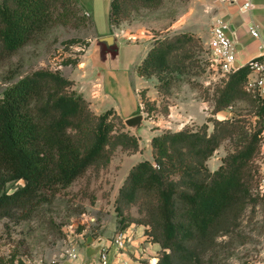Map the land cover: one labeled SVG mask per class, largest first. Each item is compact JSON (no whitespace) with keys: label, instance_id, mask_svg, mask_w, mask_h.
<instances>
[{"label":"trees","instance_id":"1","mask_svg":"<svg viewBox=\"0 0 264 264\" xmlns=\"http://www.w3.org/2000/svg\"><path fill=\"white\" fill-rule=\"evenodd\" d=\"M161 1L111 0L109 24L113 28L118 23L127 5L148 7ZM71 17L85 20L78 0H0V60L14 55L36 33L55 23L65 24ZM193 40L186 33L157 39L136 67L137 74H155L162 82L158 92L166 93L169 89L163 88L171 85L174 74L184 73L190 64H185L191 57L186 46ZM79 41L71 38L65 43ZM78 59L68 57L61 64L75 66ZM247 71L243 65L224 81L218 107H227L245 95L251 97L244 90ZM73 84L59 71L42 68L1 93L0 217L13 209H22L27 216L91 166L108 164L116 146L138 150L134 136L114 133L109 119L113 110L94 113ZM251 98L258 118L252 130L225 122L217 123L222 124L221 132L209 135L205 130L183 128L164 131L151 138L154 163L142 160L129 170L117 199L125 205L142 199L145 220L134 222L118 216L117 229L130 223L144 225L147 237L160 246L156 264H225L199 261L197 248L208 245L219 230L234 225L247 204H264L257 192L264 99ZM224 136L236 140L234 152L209 171L206 161ZM19 180L23 184L10 190L9 184Z\"/></svg>","mask_w":264,"mask_h":264},{"label":"rangeland","instance_id":"2","mask_svg":"<svg viewBox=\"0 0 264 264\" xmlns=\"http://www.w3.org/2000/svg\"><path fill=\"white\" fill-rule=\"evenodd\" d=\"M220 2L223 1L162 0L148 7L127 5L118 23H114L111 32L117 33L122 42L148 43V50L157 39L183 33L194 38L186 46L191 57L185 60V64H190L184 69V73L174 74L175 79L171 85L163 88L169 89L166 93L158 92L159 97H162L159 106H156V101L146 96L145 90L140 89L143 105L139 113L144 114L146 120L156 119V114L166 115L169 104L175 103V98L181 95L183 97L180 101L181 106H186L187 103L196 112H200L201 109L204 117L201 122L197 124L195 122V125L188 123L183 129L205 130L209 135L215 130L221 132L222 124L218 126L217 123L232 122L249 130L255 126L258 121L255 115L256 107L248 95L232 101L227 107H218L216 103L224 80L211 79L213 72L207 71L210 56L207 41L209 28L213 23L210 22L208 25L207 17L211 18L217 12L215 3ZM190 10H193V13L190 14ZM108 12V9L103 11L101 19L96 22L97 27H109ZM176 16L186 18L181 28H174L168 32L154 29L149 34L150 37L135 33L142 22L159 18L158 20H162L163 23L175 20ZM123 29L133 32L118 33L117 30ZM92 32L93 24L85 15L84 21L71 17L65 24L55 23L36 33L34 39L14 55L0 60V95L8 85L34 70L44 68L60 72L59 68L64 59L79 58L90 45L96 46V39L91 37ZM71 38L80 41L71 45L66 44L65 41ZM86 43L88 44L85 45ZM101 43V47H106L103 42ZM109 52H105L104 49L102 54L109 57L114 55L113 51ZM142 77L153 78L157 90L158 85L162 83L155 74ZM109 119L114 124V133L125 132L134 136L139 146L140 136L136 129L127 127L124 119L114 111ZM153 126L150 121V127ZM148 127L149 124L144 123L139 132L142 133ZM164 131L178 130L166 128ZM235 141L230 140L228 136L222 137L209 159L220 163L219 166L222 165L227 156L234 152ZM137 151L116 146L108 164L91 166L68 187L59 190L46 202L40 203L27 216H24L26 215L24 210L13 209L6 216L0 217V264H60L72 258L75 250L86 242L95 241L103 236L104 230L113 221V211L116 217H122L124 220L143 222L145 213L140 205L142 199L125 205L118 201V194L112 197L114 191L118 187L120 189L134 165L131 154ZM149 158V161L154 163L153 153ZM211 169L208 168L209 171H213ZM22 184L23 181L19 180L9 184V188L13 190ZM196 256L202 262L264 264V204H247L239 213L235 224L219 230L208 245L199 246Z\"/></svg>","mask_w":264,"mask_h":264},{"label":"crops","instance_id":"3","mask_svg":"<svg viewBox=\"0 0 264 264\" xmlns=\"http://www.w3.org/2000/svg\"><path fill=\"white\" fill-rule=\"evenodd\" d=\"M78 2L92 21L91 37L96 39L97 44L96 46L90 45L81 54L75 66L61 65L59 69L62 75L74 82L73 89L83 95L89 102L90 109L96 114L112 109L120 117L126 119L139 113V109L143 105L139 94L140 89L145 90L146 96H149L150 100L156 101V106H159L162 97H159L154 79L144 78L136 72V67L148 52V43L122 42L117 33L111 32L110 24L109 27L96 26L103 11L107 9L109 11L111 0H78ZM253 2L254 7L250 11L241 9L239 1L215 3L217 12L212 15V19L210 16L207 17L208 25L219 19H224L230 25L231 35L236 42V63L239 66L255 57L259 52V40L250 36L248 26L257 25L261 35L264 36V0H253ZM202 4L205 5L203 1ZM190 11V14L193 13V10ZM176 17L175 20H170L168 17L170 21L163 23H161L162 20H158L159 18L149 22H140V27H137L135 33L150 37L149 34L154 29L168 32L174 28H181L186 18ZM117 31L121 34L133 32L129 29ZM106 35L115 37L113 45L107 46L104 43L107 49L101 47L102 43L97 40ZM112 48L116 49L114 55L103 56L104 49L108 53ZM175 100V103L169 104V111L166 115L156 114L157 118L153 120L143 118L142 124L136 129L140 138L138 151L131 154L133 164L142 160H150L153 136L161 134L166 128L180 130L188 123L195 125V122L197 124L204 119L201 109L200 112H196L187 103L186 106H181L180 101L183 100L181 95ZM150 121L154 124L153 127H150ZM144 123L149 124V127L140 133L139 128ZM206 164L209 169L213 168L211 170H214L220 163L208 159ZM118 189L119 187L112 194L113 198L117 196ZM116 218L113 211V221L106 227L103 236L98 237L95 241L86 242L81 248L75 250L76 253L72 258H68L60 264H100L98 255L102 248L108 251V264H156L160 246L147 237L146 227L142 224L130 223L124 229L118 230ZM117 231H122L126 238L122 249H117L112 244V238Z\"/></svg>","mask_w":264,"mask_h":264},{"label":"built area","instance_id":"4","mask_svg":"<svg viewBox=\"0 0 264 264\" xmlns=\"http://www.w3.org/2000/svg\"><path fill=\"white\" fill-rule=\"evenodd\" d=\"M223 2L239 1L240 8L244 11H250L254 7L253 0H221ZM88 16V13L85 12ZM248 33L251 37L259 40L258 54L249 59L243 65H247L248 71L244 81V90L253 98L264 99V36L261 35L257 25L248 26ZM209 49V61L207 71L213 72L211 79L227 80L229 75L238 69L236 63V42L231 35V28L227 21L219 19L213 23L209 29V38L207 41ZM242 65V66H243ZM264 123V122H263ZM264 128L262 130L261 155L257 160L258 164V186L257 192L264 197ZM126 238L122 231H117L112 238V244L117 249H122ZM100 264H108V251L102 248L98 255Z\"/></svg>","mask_w":264,"mask_h":264},{"label":"water","instance_id":"5","mask_svg":"<svg viewBox=\"0 0 264 264\" xmlns=\"http://www.w3.org/2000/svg\"><path fill=\"white\" fill-rule=\"evenodd\" d=\"M97 40L98 42L105 43L107 46H111L115 43L114 35L102 36V37H99ZM235 66L238 67V63H236ZM143 118H144L143 114L138 113V114H135L133 116H130L124 119V123L129 128L137 129L142 124Z\"/></svg>","mask_w":264,"mask_h":264}]
</instances>
